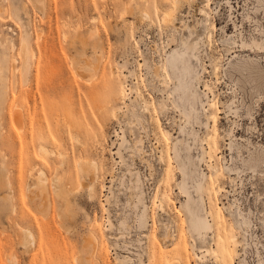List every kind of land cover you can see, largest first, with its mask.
<instances>
[{
	"label": "rangeland",
	"instance_id": "374dc122",
	"mask_svg": "<svg viewBox=\"0 0 264 264\" xmlns=\"http://www.w3.org/2000/svg\"><path fill=\"white\" fill-rule=\"evenodd\" d=\"M178 3L0 0V264H264V0Z\"/></svg>",
	"mask_w": 264,
	"mask_h": 264
},
{
	"label": "bare ground",
	"instance_id": "6f19581e",
	"mask_svg": "<svg viewBox=\"0 0 264 264\" xmlns=\"http://www.w3.org/2000/svg\"><path fill=\"white\" fill-rule=\"evenodd\" d=\"M181 1H184V0H181ZM179 2V0H175V3H178ZM179 4V3H178ZM170 15H168V17H169ZM169 19V18H168ZM167 21V20H166ZM25 44H26V42H25ZM183 59H182V56L181 55H177V56H175L174 58H173V66H174V68H178V62L180 61H182ZM87 65L88 66H92V65H90V62L89 61H87ZM253 69H254V71L256 72V74H257V78H256V80H257V82H256V84H255V86H260L261 85V83H262V81L264 82V68L263 67H261V65H259V64H255V63H253ZM122 94H125V92L124 91H122ZM116 111H118V110H116ZM120 111V110H119ZM114 113H115V111H114ZM113 113V114H114ZM116 114V113H115ZM214 116V115H213ZM16 119H17V121H19V122H21L20 120H21V115H20V113H18V112H16ZM115 117H116V115H115ZM213 118V117H212ZM211 118V119H212ZM171 135V134H170ZM167 136V135H166ZM209 139V138H208ZM211 139V138H210ZM207 140V139H206ZM136 142V141H135ZM214 143V142H213ZM208 147H209V149H211V144H210V142H208ZM40 150H41V152H48L47 151V149L43 146V145H41V147H40ZM212 151V150H211ZM177 152V155H178V150L176 151ZM208 153V152H207ZM211 153V152H210ZM42 154V153H41ZM209 154V153H208ZM212 156V155H211ZM213 157V156H212ZM212 157H210V158H212ZM214 158V157H213ZM81 161H84V160H81ZM80 162V161H79ZM87 162H89L88 160H87ZM264 162V154L260 151V152H257L252 158H251V160H250V162H249V167L250 168H255V167H258V166H260L262 163ZM93 163V166H94V163H96V162H92ZM91 163V164H92ZM80 164V167H79V172H81V173H83V174H81V175H86L87 177L88 176H91L90 174V171L91 170H89V169H87V167H86V165H87V163L85 162V163H83V162H80L79 163ZM211 165V164H210ZM88 166V165H87ZM92 166V165H91ZM94 167H96V166H94ZM89 168V167H88ZM92 168V167H91ZM90 168V169H91ZM97 168V167H96ZM96 170V169H95ZM93 171V170H92ZM97 171V170H96ZM183 171H185V169H183ZM95 172V171H94ZM93 173V172H92ZM41 179L39 178V180H42L43 181V179H44V181H46L47 180V178L45 177V173L44 172H42L41 174ZM93 177H94V173H93ZM97 177V176H96ZM90 178V177H89ZM94 181V180H93ZM42 183V182H41ZM82 183H84V182H82ZM93 183V182H92ZM43 184V183H42ZM139 181H138V183H137V188H139ZM54 190H55V193H56V195L58 196V197H60L63 201L62 202H64L65 203V206H66V210L68 211V208L70 209V200H69V198H67V197H69V196H67L68 195V193H69V191L67 190V185L66 184H63L62 183V181H61V178L60 177H55L54 178ZM86 188L88 189V192L90 193V195L89 196H91L92 197V194H93V191H94V185L93 184H87L86 183ZM88 193V194H89ZM71 194V193H70ZM44 202H45V200H47V197L45 198V194H44ZM60 199V200H61ZM92 199V198H91ZM46 206H47V204H45ZM44 205V206H45ZM47 208V207H46ZM67 211H66V213H67ZM195 212V211H194ZM210 213V212H209ZM72 215V214H71ZM70 217H72V216H70ZM200 223H203V222H200L199 221V223L197 224V226H199V227H202V224H200ZM24 233V232H23ZM26 234H27V236H28V238L29 239H31V240H34L33 239V235H32V233L30 232V231H26ZM94 236V239L97 241V238L95 237L96 235H93ZM90 238H91V236H89ZM93 239V238H92ZM93 239V240H94ZM98 243V242H97ZM96 243V244H97ZM92 244V243H91ZM96 247H98V244L96 245Z\"/></svg>",
	"mask_w": 264,
	"mask_h": 264
},
{
	"label": "built area",
	"instance_id": "2783aa9c",
	"mask_svg": "<svg viewBox=\"0 0 264 264\" xmlns=\"http://www.w3.org/2000/svg\"><path fill=\"white\" fill-rule=\"evenodd\" d=\"M126 258L128 259L129 257L127 256ZM115 259H117V258H115ZM129 260H130L131 262H133V260H132L131 258H129ZM132 264H134V263H132Z\"/></svg>",
	"mask_w": 264,
	"mask_h": 264
}]
</instances>
